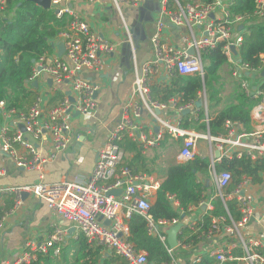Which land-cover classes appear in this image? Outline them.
<instances>
[{"label":"built area","instance_id":"2783aa9c","mask_svg":"<svg viewBox=\"0 0 264 264\" xmlns=\"http://www.w3.org/2000/svg\"><path fill=\"white\" fill-rule=\"evenodd\" d=\"M96 1L99 0H51L48 11L53 12L58 19L67 15L71 19L67 30L58 38L66 50L63 57H40L29 82L31 84L45 72L56 86L67 83L71 96L47 113L40 96L27 110L8 109L4 101L0 102L2 151L18 168L40 172L39 182L36 184L0 186V199L14 197L16 207H19L25 194L40 198L62 220L73 225L88 244L103 248L107 254L120 256L128 264H153L149 262L146 252L137 251L129 241L128 223L133 216H140L145 219L149 234L158 237L164 244L171 257L168 264H178L174 256L175 249L168 243L167 230L183 223L179 235L187 226L195 234L197 221L191 219L186 224L182 219L169 221L156 220L153 217L152 200L161 187L160 183L146 174L136 173L124 164L126 154L122 143L130 139L145 153L149 149L160 147L166 137L176 142L181 141V149L177 155L180 165L201 157L199 149L201 143H204L215 193L209 198L206 196V200L197 207L205 206L209 209V215L214 210L213 202L219 199L227 215L213 218L211 229L201 237L212 239L217 234L224 233L231 235L233 239L212 254L214 262L204 263L198 258L193 264H264V239L246 236L242 232L256 215L254 197L246 192H251L255 185L250 178H244L233 192L228 193L233 183L232 173L217 172L215 167L223 159L241 158L244 154L253 162L264 159V84L251 89L249 83L244 80L245 75L253 76L264 69V56H261L262 62L258 68L240 60V50L248 29L255 25H264V0L256 2L252 16L232 14L231 7L235 0H158L159 11L155 18L157 30L151 38V58L146 61L138 59V51L130 28L123 18L122 9H139L145 6L148 0H110L113 8L122 17L126 43L130 47L133 83L129 98L123 107L120 122L110 131L99 150L89 178L85 181L46 184L42 168L55 161L60 153L70 147V133L73 129L70 115L78 113L82 116H92L98 111L99 104L95 95L101 90V85L88 80L85 74L103 73L105 57L111 54L116 46L95 33L88 21L73 8V3ZM9 4L10 0H0V14L6 12ZM241 26L242 31L239 30ZM170 29L178 31L176 39L167 34ZM220 45H223L222 51L231 66L233 77L241 80L242 89L259 101L251 113V124L257 123L258 129L248 132L243 124L230 120L225 123V133L219 135L184 128L181 116L186 110L194 114L195 121H198L200 111H203L205 119L202 123L209 126L212 119L209 116L205 89L199 93L197 100L202 101L200 109L196 107L197 101L179 108L178 98H172L166 103L151 98L154 79L158 76L167 81L175 74L199 76L204 79L208 65L203 56ZM191 50L193 54L190 53ZM71 99L74 102H71ZM11 121L19 122L23 130L17 129L12 134ZM43 132L50 137L51 151L47 158L41 157L34 144L26 138L28 134L34 140H39ZM20 149L25 152L21 153ZM216 152L220 153L219 158L216 157ZM5 175V169L0 168V179ZM120 190L122 192L119 196L108 195L112 191ZM168 198L176 209L180 208L174 196ZM207 200L208 204L204 205ZM233 200L237 202L241 215L238 221L234 220L227 207V203ZM193 207L188 209L189 214L192 213ZM6 217L7 214L0 217V231L4 229ZM67 234L68 230L55 227L45 238L27 240L20 256L14 260H5L2 264H35L41 256H47L51 252L53 257L59 259ZM179 235L178 248L193 247L190 244H181Z\"/></svg>","mask_w":264,"mask_h":264},{"label":"trees","instance_id":"16d2710c","mask_svg":"<svg viewBox=\"0 0 264 264\" xmlns=\"http://www.w3.org/2000/svg\"><path fill=\"white\" fill-rule=\"evenodd\" d=\"M189 1L191 0H185V2ZM257 1L235 0L231 13L252 16ZM70 20L68 15L58 19L53 12L44 10L28 0H10L6 12L0 14V102L4 101L8 109L24 110L35 103L38 95L28 87L35 64L40 57L52 54L53 43L63 31L67 30ZM222 49L223 45H220L203 56L208 65L204 79L199 76L175 74L169 84H161L151 89V98L154 101L166 103L172 98H178L179 108L192 101H197L199 93L206 89L209 113L223 107L218 116L210 121L209 126L202 123L205 119L203 111H200L198 121L192 119V114L183 116L181 123L186 129L205 134L209 131L211 135L224 134L225 123L230 120L243 124L248 132L251 131V112L257 105V100L240 86L234 88L233 94L222 99L223 93L220 92L224 90L226 84L223 70L228 64ZM261 56H264V25H255L250 27L244 35L240 60L244 64L258 68L262 62ZM168 141L176 146L182 144L181 141L175 142L170 137H166L161 146ZM122 147L126 154L124 160L126 166L136 173L154 174L157 172L147 168L148 158L142 154L141 149L135 143L126 139ZM156 160L155 157L152 161ZM168 162V166L158 171L165 180L151 208V214L156 220L173 221L189 216L188 209L204 202L206 191L210 188L205 183L210 180L208 158L197 157L193 162L183 165L177 164L175 158ZM215 167L217 172L232 173L233 183L228 193L233 192L244 178H250L254 185L262 184L264 181V159L253 162L248 155L244 154L241 158L223 159ZM200 178L205 182H202ZM168 196L175 197L179 202V209L174 207ZM213 205L214 210L196 222L197 233L194 234L188 226L182 230V234L179 235L181 244L197 245L202 234L208 233L211 229L213 218L226 217V209L219 199L215 200ZM227 207L234 220L238 221L241 215L237 202L230 201ZM128 226L129 241L137 251L147 253L150 263L168 264L171 262V257L164 244L158 237L149 234L144 218L133 216ZM70 250L71 247H62L59 259L53 257L51 252L47 256H41L35 264H128L125 259L113 253L104 255L103 248L88 244L83 235L79 237L73 256L70 255ZM210 261L206 259L204 263H211Z\"/></svg>","mask_w":264,"mask_h":264},{"label":"crops","instance_id":"0c3cea01","mask_svg":"<svg viewBox=\"0 0 264 264\" xmlns=\"http://www.w3.org/2000/svg\"><path fill=\"white\" fill-rule=\"evenodd\" d=\"M73 8L84 20L88 21L95 33L116 46L112 53L105 57V70L103 73L88 72L85 74L88 80L101 85V90L97 96L99 104L98 111L92 116H77L76 113L70 115L69 118L73 126L70 133V147L67 151L60 153L55 161L46 164L42 168L41 172L44 175V182L46 184H55L62 181H85L89 178L94 170L99 150L104 145L110 131L121 120L123 107L129 98L133 83L130 47L126 43L123 20L111 5L110 0H99L92 3H73ZM158 11V0H148V3L139 9H131L128 7H123L122 9L123 18L130 28L140 61H146L151 58V38L157 30L155 18H157ZM167 34L172 38L174 36V39H176L178 31L170 29ZM58 43H61L58 39L53 43L54 49L51 56L59 57ZM228 70L231 73L230 84H233V90L229 93L230 95L234 93L235 87H241V80L233 77L230 65H226L223 73ZM260 73L253 76L245 75L244 80L249 83L251 89L261 87L264 84V79H257ZM35 82L37 84L33 86ZM224 82L228 84V78ZM169 83L170 81L158 76L154 79L152 87ZM28 87L36 95L42 97L46 113L48 110L59 105L63 99L71 96V90L67 83L56 86L45 72L31 84L28 83ZM225 96L223 93V98H221L225 99ZM29 108H25L24 110ZM222 109L223 107H219L211 112V114L209 113L210 118L213 119L218 116ZM191 114L192 119H194V114ZM183 116L186 115L182 114L181 119ZM10 126L12 127V134L17 129H21V125L17 121H11ZM255 129H258V124H251V131ZM26 138L34 144L38 153L41 154V157L47 158L49 156L51 145L50 137L46 132H43L39 140H34L28 134H26ZM135 144L138 148L140 147L137 143ZM202 146L204 147V143H201L199 151H201ZM17 147L20 148L19 146ZM161 147L149 149L142 154L147 156L149 152ZM20 150L21 153L25 152L22 149ZM199 155L202 158L208 157V153L203 152V150L199 152ZM147 163V168H149V165H152L154 161H148ZM0 168L6 171V175L0 179V186L32 185L39 182L40 172L18 168L14 161L2 151L1 142ZM142 174H146L152 180L160 183V186L165 180L164 176H160L158 172H154V174ZM200 180L205 182L202 178ZM205 183L210 187L206 191V196L209 198L215 193V185L211 177ZM246 192L254 197L256 215L252 222L243 229V233L246 236H256L264 239V181L262 184L255 185L251 189V192ZM155 199L156 196L152 200L153 203ZM208 201L204 205H207ZM204 207H193L192 213L188 214L189 216L183 217L182 221L187 224L191 219L194 221L201 220L209 211V209ZM5 214H7V217L4 229L0 231V264L5 260H14L20 256L27 240L32 238H45L55 227L68 230L63 247H71V256L75 253L79 237L82 234L73 225L62 220L54 211L49 209L47 204L40 198L26 195L22 198L21 205L16 207L14 197H4L0 199V217ZM232 239L233 237L231 235L224 233L217 234L212 239L203 236L197 245L189 249L179 248L181 252L178 253L177 263L193 264L198 258H201L203 261L208 259L211 260L210 262H214L212 254ZM103 253L104 255H108L104 251Z\"/></svg>","mask_w":264,"mask_h":264},{"label":"rangeland","instance_id":"374dc122","mask_svg":"<svg viewBox=\"0 0 264 264\" xmlns=\"http://www.w3.org/2000/svg\"><path fill=\"white\" fill-rule=\"evenodd\" d=\"M229 72L230 71L228 70V71L223 73L225 76V79L228 78V82H227L228 84H225L224 90L220 92V93H224V95H226V96L229 95V93H231V91L233 90V84H230L231 83V81H230V79H231L230 74L231 73H229ZM228 91H230V92H228ZM206 94H207V92H206ZM165 146H166V148H163ZM180 149H181V146H178V145L176 146L175 144L168 141V143L163 145L161 148L149 152L147 155L148 161H152L155 157L157 158V160L152 165H149V168L152 170H156L157 172L159 170L161 171L165 168V166H168V164H169L168 161H172V159H174V158L176 159V163L178 164L177 155H178ZM206 149L207 148L205 145H204V147L203 146L201 147V151L203 150V152H205ZM242 232H243V230H242ZM180 252H181V249H179V248L175 249L174 256L176 257V259H177L178 253H180Z\"/></svg>","mask_w":264,"mask_h":264},{"label":"water","instance_id":"95a60500","mask_svg":"<svg viewBox=\"0 0 264 264\" xmlns=\"http://www.w3.org/2000/svg\"><path fill=\"white\" fill-rule=\"evenodd\" d=\"M28 1L34 3L35 5L41 7L44 10H49L50 9L51 0H28ZM171 28H172V26H171ZM239 30L242 31L243 30V26H241L239 28ZM57 46L59 47V51H58L59 57H63V55L65 53V50H66L65 49V45L62 44V43H58ZM190 53L193 54V51L191 50ZM33 63H34V61H33ZM257 79H264V69L257 76ZM36 84H37V82L33 83V86H35ZM97 96H98V93L95 95V98H97ZM71 102H74V100L71 99ZM196 107L198 109H200L202 107V101H197ZM157 113L160 114L159 111H157ZM76 114H77V116L79 115L78 113H76ZM183 114L184 115L191 114V111L190 110H186V111L183 112ZM216 157L217 158L220 157V153L219 152H216ZM121 192H122L121 190L120 191H112V192L108 193V195L119 196L121 194ZM26 195L27 194L23 195V197L26 196ZM182 226H183V223L175 225V226L171 227L169 229L168 233H167L168 234V243H169L170 247L173 248V249H177L179 247L178 235H179V233L181 231Z\"/></svg>","mask_w":264,"mask_h":264},{"label":"flooded vegetation","instance_id":"af4514ba","mask_svg":"<svg viewBox=\"0 0 264 264\" xmlns=\"http://www.w3.org/2000/svg\"><path fill=\"white\" fill-rule=\"evenodd\" d=\"M227 65H229V64H227Z\"/></svg>","mask_w":264,"mask_h":264}]
</instances>
